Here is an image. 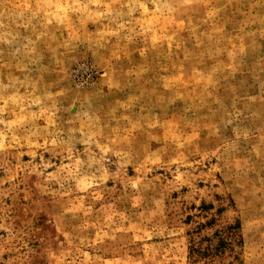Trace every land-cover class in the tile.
<instances>
[{
	"label": "rangeland",
	"instance_id": "rangeland-1",
	"mask_svg": "<svg viewBox=\"0 0 264 264\" xmlns=\"http://www.w3.org/2000/svg\"><path fill=\"white\" fill-rule=\"evenodd\" d=\"M0 264H264V0H0Z\"/></svg>",
	"mask_w": 264,
	"mask_h": 264
}]
</instances>
